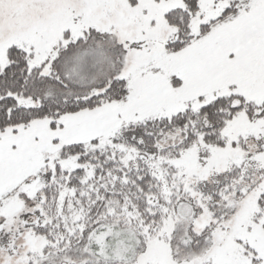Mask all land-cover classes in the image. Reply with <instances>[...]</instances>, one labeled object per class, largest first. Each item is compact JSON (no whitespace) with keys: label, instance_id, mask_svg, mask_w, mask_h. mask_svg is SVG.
Returning <instances> with one entry per match:
<instances>
[{"label":"snow or ice","instance_id":"1","mask_svg":"<svg viewBox=\"0 0 264 264\" xmlns=\"http://www.w3.org/2000/svg\"><path fill=\"white\" fill-rule=\"evenodd\" d=\"M0 264H264V0H0Z\"/></svg>","mask_w":264,"mask_h":264}]
</instances>
